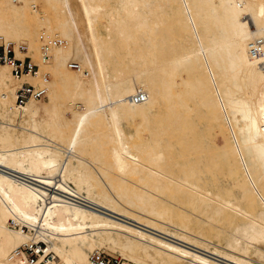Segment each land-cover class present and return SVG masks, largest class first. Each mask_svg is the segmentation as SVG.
<instances>
[{
	"label": "bare ground",
	"instance_id": "1",
	"mask_svg": "<svg viewBox=\"0 0 264 264\" xmlns=\"http://www.w3.org/2000/svg\"><path fill=\"white\" fill-rule=\"evenodd\" d=\"M0 45L37 67L0 63V264L32 230L56 264H264V0H0Z\"/></svg>",
	"mask_w": 264,
	"mask_h": 264
},
{
	"label": "built area",
	"instance_id": "2",
	"mask_svg": "<svg viewBox=\"0 0 264 264\" xmlns=\"http://www.w3.org/2000/svg\"><path fill=\"white\" fill-rule=\"evenodd\" d=\"M0 62L7 63L11 67L12 73L16 77H22L23 75H32L37 71V67L31 62L29 58L23 60L14 57L12 46L5 47L0 45ZM45 93L44 89L35 88L34 86L23 83L16 91V106L21 107L26 103L29 98H39ZM136 101L142 100L143 95H136L134 97ZM73 202L81 203L79 197H74ZM10 224L13 227H19V224L14 220H10ZM27 229L26 227H23ZM31 241L27 244L21 245L15 249V257L19 261V264H35L37 256L41 255L39 264H56L57 256L50 250H45V243L43 241L36 240L34 230L30 231ZM43 246V248H42ZM93 260L98 264H118L119 260L114 257L108 256L104 252H95L92 255Z\"/></svg>",
	"mask_w": 264,
	"mask_h": 264
},
{
	"label": "rangeland",
	"instance_id": "3",
	"mask_svg": "<svg viewBox=\"0 0 264 264\" xmlns=\"http://www.w3.org/2000/svg\"><path fill=\"white\" fill-rule=\"evenodd\" d=\"M72 68L73 69H77V67L74 66V65L72 66ZM41 98H43L44 100L47 99L46 92L44 93V95L42 97L37 98V100L38 99H41ZM223 110H224V112L222 113L223 114V117H222L223 118V120H222L223 121V124L220 127L224 128L225 130H229V129H231L233 127L232 122L235 119L236 120H242V118H243V112L241 110H239V109H237L236 111H234L233 112L234 113L233 115L230 113V110H227L226 107H223ZM219 131H220L219 128H216L215 129V132L214 133H215V136L216 137L214 138V140H215L216 144L219 147H223L224 146L223 145V136L220 135V132ZM102 251H104V250H102ZM104 253H106L110 257L116 258L117 260H119V259L121 260V256L118 253H115V252H112L111 253L109 251H104ZM227 263L233 264V263H230V262H227Z\"/></svg>",
	"mask_w": 264,
	"mask_h": 264
}]
</instances>
